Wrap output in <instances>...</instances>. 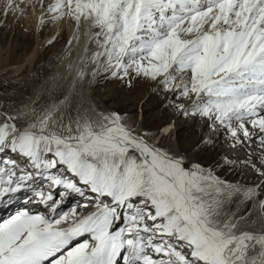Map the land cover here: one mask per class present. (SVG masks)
Returning a JSON list of instances; mask_svg holds the SVG:
<instances>
[{
    "label": "snow or ice",
    "instance_id": "snow-or-ice-1",
    "mask_svg": "<svg viewBox=\"0 0 264 264\" xmlns=\"http://www.w3.org/2000/svg\"><path fill=\"white\" fill-rule=\"evenodd\" d=\"M0 13L35 17L50 48L71 29L58 77L0 103V206L23 200L0 264H264V0Z\"/></svg>",
    "mask_w": 264,
    "mask_h": 264
},
{
    "label": "rangeland",
    "instance_id": "rangeland-1",
    "mask_svg": "<svg viewBox=\"0 0 264 264\" xmlns=\"http://www.w3.org/2000/svg\"><path fill=\"white\" fill-rule=\"evenodd\" d=\"M2 2L3 0H0V8H2ZM65 33L66 30L61 39L65 35L67 39L68 36ZM38 34V45L41 47L39 62L32 68L25 65L16 75L9 74L10 71L4 74L0 72V103L19 105L22 101H28L27 98L32 95L34 89L49 74L48 62L65 45L66 39L56 44L54 48L46 45V40L51 35L49 28H45ZM32 45H36V42L33 38V26L28 17L25 15L23 18H18V14H13L5 19L0 13V58L8 57V60L3 63L5 68L9 70L12 66L24 64V58ZM112 87L113 85L102 81L98 91L102 93L106 88L111 89Z\"/></svg>",
    "mask_w": 264,
    "mask_h": 264
},
{
    "label": "bare ground",
    "instance_id": "bare-ground-1",
    "mask_svg": "<svg viewBox=\"0 0 264 264\" xmlns=\"http://www.w3.org/2000/svg\"><path fill=\"white\" fill-rule=\"evenodd\" d=\"M26 16L28 17L29 21L31 22V25L33 26V38H34V41L36 42V45H32L31 49L29 50V52L25 56L24 64H21L18 66H12L9 68V70L7 68H5V66H4L5 64H3L8 60V57L6 59L0 58V70H2L0 72L3 74L7 71H10L9 74L16 75V74H19V72H21V70L24 68L25 65L32 68L37 62H39L38 58L41 54V47L38 45L39 34L37 31V27H36V18L31 16V15H28V14H26ZM65 30H66V33L68 36L71 32V29H65ZM65 39H66V35L64 36V38L60 39V43ZM63 48H64V46H63ZM63 48L61 49V51L56 53L54 55V57H52L50 59V61L47 64L49 74L42 80L41 84L38 85V87H36L34 89L32 95L30 97H34L36 92L42 91L44 89V87L46 86L45 85L46 81L51 82L53 77H58V75L62 72L63 64H62V61L60 59H58V56L64 55ZM82 48H83V39L81 40L80 49L76 50L77 54H82ZM48 86H50V84ZM256 228L259 229L258 224L256 225Z\"/></svg>",
    "mask_w": 264,
    "mask_h": 264
}]
</instances>
